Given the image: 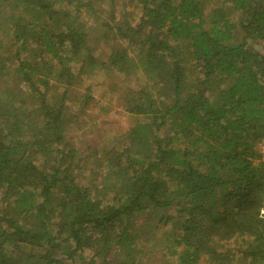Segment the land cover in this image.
<instances>
[{
	"label": "trees",
	"instance_id": "16d2710c",
	"mask_svg": "<svg viewBox=\"0 0 264 264\" xmlns=\"http://www.w3.org/2000/svg\"><path fill=\"white\" fill-rule=\"evenodd\" d=\"M263 142L264 0H0V264H264Z\"/></svg>",
	"mask_w": 264,
	"mask_h": 264
},
{
	"label": "rangeland",
	"instance_id": "374dc122",
	"mask_svg": "<svg viewBox=\"0 0 264 264\" xmlns=\"http://www.w3.org/2000/svg\"><path fill=\"white\" fill-rule=\"evenodd\" d=\"M95 84H97V81H101V77H95ZM100 82H98L99 84ZM88 82H86L85 85L80 86L79 87V92H83V89L87 86ZM105 85H93V89H92V93H95L96 99L103 100V104L102 105H110L113 109L110 112L111 114H100L99 116H95L89 118L88 121H86L84 123V125L77 129V130H73L72 132V136L74 137V139H81L83 140V138H86L85 136L79 135L78 132L82 131L84 133H86V136L88 137H93V140L97 141V142H103V140H106V138L111 139L113 134L115 132H121L126 124L128 123L126 121V116H125V112L120 108L121 106H119V101L118 98H116V96H113L111 93H105L104 89ZM98 108V107H97ZM100 111L104 110V109H100L98 108ZM103 120H107L106 124L102 126V121ZM98 124L99 130H100V134H96L95 131H93V127L92 126H96V124ZM101 126V127H100ZM104 130H107L104 132ZM113 131V133H112ZM104 134V139L100 140V137ZM87 139V138H86Z\"/></svg>",
	"mask_w": 264,
	"mask_h": 264
},
{
	"label": "built area",
	"instance_id": "2783aa9c",
	"mask_svg": "<svg viewBox=\"0 0 264 264\" xmlns=\"http://www.w3.org/2000/svg\"><path fill=\"white\" fill-rule=\"evenodd\" d=\"M260 150L262 153L261 159H262V161H264V142L261 144ZM262 212L264 213V208L262 209Z\"/></svg>",
	"mask_w": 264,
	"mask_h": 264
}]
</instances>
